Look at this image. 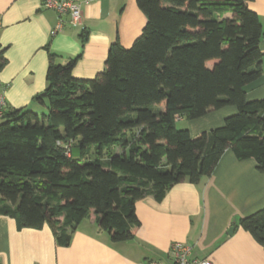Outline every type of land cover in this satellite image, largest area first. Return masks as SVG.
<instances>
[{"label":"trees","instance_id":"16d2710c","mask_svg":"<svg viewBox=\"0 0 264 264\" xmlns=\"http://www.w3.org/2000/svg\"><path fill=\"white\" fill-rule=\"evenodd\" d=\"M136 1L147 23L131 46L110 44L103 71L75 78L79 56L63 64L52 53L47 88L35 97L46 111L0 116V216L18 229L47 225L68 245L95 218L113 242H126L141 223L138 201L199 184L227 149L264 172V98L246 96L264 73V27L248 0ZM6 62L1 51L0 69ZM228 105L237 113L221 127L195 136L177 127L178 116ZM239 225L264 246V207Z\"/></svg>","mask_w":264,"mask_h":264},{"label":"crops","instance_id":"0c3cea01","mask_svg":"<svg viewBox=\"0 0 264 264\" xmlns=\"http://www.w3.org/2000/svg\"><path fill=\"white\" fill-rule=\"evenodd\" d=\"M247 4L264 27V0ZM65 19L64 28L52 35L59 16L43 8L42 0H0V52L7 60L0 69L3 112L45 109L35 97L47 88L50 54L63 64L79 56L73 76L91 79L105 69L110 44L119 39L123 46H131L147 23L136 0H95L83 6L81 24ZM259 47L264 53V37ZM246 96L264 98V73L246 86ZM235 113L237 108L228 105L188 120L190 134L221 127ZM184 120L179 117L178 122ZM263 207L264 172L257 169L255 159L239 160L227 149L212 174L199 184L183 181L160 202L152 196L138 201L135 211L141 223L130 241L113 242L95 218H86L68 245H58L49 226L20 230L15 219L1 215L0 264H147L151 260L172 264L174 242L190 245L193 257L209 258L214 264H264V246L239 225L241 217Z\"/></svg>","mask_w":264,"mask_h":264},{"label":"built area","instance_id":"2783aa9c","mask_svg":"<svg viewBox=\"0 0 264 264\" xmlns=\"http://www.w3.org/2000/svg\"><path fill=\"white\" fill-rule=\"evenodd\" d=\"M95 0H42L43 8L55 11L59 21L52 30V35L60 32L65 25L67 16L72 24H81L83 6ZM3 99L0 98V116L3 112ZM172 264H214L209 258H196L192 256V247L181 242H174L170 248ZM147 264H164L159 260H151Z\"/></svg>","mask_w":264,"mask_h":264},{"label":"rangeland","instance_id":"374dc122","mask_svg":"<svg viewBox=\"0 0 264 264\" xmlns=\"http://www.w3.org/2000/svg\"><path fill=\"white\" fill-rule=\"evenodd\" d=\"M36 111H38V113H42L43 111L45 112L46 110H36ZM177 119H179V116L177 117ZM187 121L188 120H184L183 122H181V121L180 122H177V127L178 128H185V127L188 128Z\"/></svg>","mask_w":264,"mask_h":264},{"label":"water","instance_id":"95a60500","mask_svg":"<svg viewBox=\"0 0 264 264\" xmlns=\"http://www.w3.org/2000/svg\"><path fill=\"white\" fill-rule=\"evenodd\" d=\"M42 96H45V94L43 93ZM232 231H233V228H230L229 233L231 234Z\"/></svg>","mask_w":264,"mask_h":264}]
</instances>
